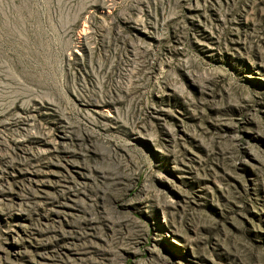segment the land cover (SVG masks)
I'll list each match as a JSON object with an SVG mask.
<instances>
[{
  "label": "rangeland",
  "instance_id": "1",
  "mask_svg": "<svg viewBox=\"0 0 264 264\" xmlns=\"http://www.w3.org/2000/svg\"><path fill=\"white\" fill-rule=\"evenodd\" d=\"M0 264H264V0H0Z\"/></svg>",
  "mask_w": 264,
  "mask_h": 264
},
{
  "label": "bare ground",
  "instance_id": "2",
  "mask_svg": "<svg viewBox=\"0 0 264 264\" xmlns=\"http://www.w3.org/2000/svg\"><path fill=\"white\" fill-rule=\"evenodd\" d=\"M85 31V30H84Z\"/></svg>",
  "mask_w": 264,
  "mask_h": 264
}]
</instances>
